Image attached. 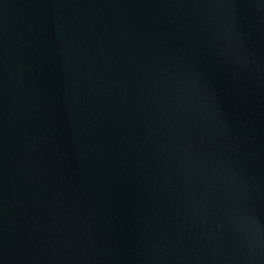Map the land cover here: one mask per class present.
I'll return each instance as SVG.
<instances>
[{
    "label": "water",
    "instance_id": "95a60500",
    "mask_svg": "<svg viewBox=\"0 0 264 264\" xmlns=\"http://www.w3.org/2000/svg\"><path fill=\"white\" fill-rule=\"evenodd\" d=\"M0 264H264V0H0Z\"/></svg>",
    "mask_w": 264,
    "mask_h": 264
}]
</instances>
